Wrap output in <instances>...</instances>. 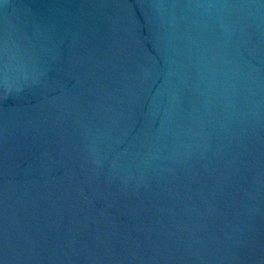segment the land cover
I'll use <instances>...</instances> for the list:
<instances>
[{
  "label": "water",
  "instance_id": "95a60500",
  "mask_svg": "<svg viewBox=\"0 0 264 264\" xmlns=\"http://www.w3.org/2000/svg\"><path fill=\"white\" fill-rule=\"evenodd\" d=\"M0 264H264V0H0Z\"/></svg>",
  "mask_w": 264,
  "mask_h": 264
}]
</instances>
